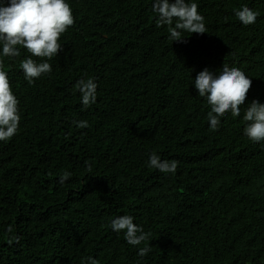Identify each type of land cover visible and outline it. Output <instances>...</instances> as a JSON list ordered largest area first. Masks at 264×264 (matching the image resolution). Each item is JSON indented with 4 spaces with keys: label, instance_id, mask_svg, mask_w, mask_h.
I'll use <instances>...</instances> for the list:
<instances>
[{
    "label": "trees",
    "instance_id": "16d2710c",
    "mask_svg": "<svg viewBox=\"0 0 264 264\" xmlns=\"http://www.w3.org/2000/svg\"><path fill=\"white\" fill-rule=\"evenodd\" d=\"M70 3L76 23L52 74L28 85L19 58L7 66L22 120L0 143V264H264V149L241 118L209 132L190 84L204 66L235 63L252 77L246 103L264 102V0H199L208 33L186 43L156 26L150 0ZM245 3L260 11L254 25L234 15ZM84 74L99 85L88 109L72 91ZM152 150L180 161L175 175L146 167ZM124 213L153 234L144 258L109 226ZM8 223L19 244L7 243Z\"/></svg>",
    "mask_w": 264,
    "mask_h": 264
},
{
    "label": "clouds",
    "instance_id": "9594fccd",
    "mask_svg": "<svg viewBox=\"0 0 264 264\" xmlns=\"http://www.w3.org/2000/svg\"><path fill=\"white\" fill-rule=\"evenodd\" d=\"M150 6L156 26L166 28L171 42L186 43V38L193 33H208L206 17L198 10L199 0H150ZM234 15L241 26H248L257 23L260 11L245 3L234 9ZM75 23L70 0H0V143L8 144L21 130V102L14 91L8 64L19 58V67L28 85L50 76L52 59L64 51L61 37ZM191 77L190 84L197 90L196 95L206 102L209 132H218L228 115L241 118L243 136L264 149V102L253 98L246 103L252 77L244 69L225 62L215 69L204 66ZM98 87L95 76L84 74L75 81L72 91L79 93L82 109L97 103ZM72 123L79 129L90 127L86 119ZM144 163L149 169L166 175H175L180 165L175 158L162 159L156 150L147 154ZM85 166L91 172L89 161H85ZM72 175L65 169L57 177V183L65 184ZM109 226L128 245L137 248L140 258L150 253L149 241L153 234L137 223L133 214L115 215ZM3 231L9 245L20 243L21 236L13 224L5 225ZM81 264H101V261L88 255L81 258Z\"/></svg>",
    "mask_w": 264,
    "mask_h": 264
}]
</instances>
